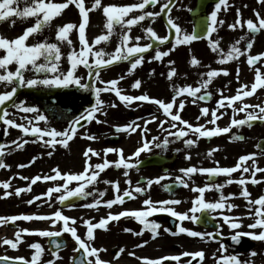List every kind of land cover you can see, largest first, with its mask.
Listing matches in <instances>:
<instances>
[{
  "label": "snow or ice",
  "instance_id": "obj_1",
  "mask_svg": "<svg viewBox=\"0 0 264 264\" xmlns=\"http://www.w3.org/2000/svg\"><path fill=\"white\" fill-rule=\"evenodd\" d=\"M23 3V7L20 5ZM258 4H264V0H257ZM70 5H75L79 10L81 17L80 23L69 22L62 26H56L55 40L46 35V32L52 29L53 21L62 15L63 11ZM159 5L158 11H153ZM175 7L174 0H137L127 5L107 4L104 5L102 0H92L91 6L86 7L85 0H63V2H55V0H0V23L8 22L10 27H14L17 20L28 21L34 19V23L26 27L21 35L15 38H7L0 35V85L4 88H10L0 92V123L5 126V134L8 128L18 129L22 133V137L13 139L10 143H0V169H9L11 166L4 162V157L11 154L13 150H23L28 143H41V146L49 149L47 156H53L57 146L65 149L69 148L70 142L78 135L82 139L88 141H96L98 136L88 132L87 126L95 121L96 124H106V120L100 119L101 116H107V110L104 100L101 98L102 93H114L119 102L124 107H132L134 102H147L156 106V112L151 113L147 119L138 117L125 125H113L117 135L124 133L131 136L139 132L140 141L138 146L130 155H125L123 148L105 147L97 151L88 146L82 153L84 157L83 170L78 173L62 172L59 167L53 168L51 175H36L29 178L20 175L21 180H29L27 187H17L14 192L8 191L11 187V178L8 181L0 182V188L4 189V197L21 196L22 193L30 192L32 185L38 181H52L53 186L49 187L46 192L34 196L29 199V205L36 201H42L49 207L53 203L59 204L60 208L50 214H20L12 216H0V226L11 223L15 226L16 221H46L49 223V229H27L18 228L15 231L14 239L5 238L0 242V246H9L12 250H18L19 245L24 242L25 235H38L39 237L48 238L50 241L49 251L52 259L45 264H56L62 257L60 251L66 247V243L62 237L69 234L74 240L76 247L73 248V255L70 257L71 264H111L110 261L102 259L100 253L106 251L104 248H97L93 242L95 240V230L107 231L110 222H119L122 218H132L143 226V230L136 232L135 235L142 236L145 231L151 233V238L156 239L159 235L161 225L155 220L150 219L154 214L166 213L175 221L180 223L177 225L178 230L172 231L164 228V232L171 235L186 234L191 238H200L201 240H215L218 233L200 232L183 226L184 221H190L198 224L202 221V217L198 213H217L223 223L228 225L232 230L242 227L238 222L239 218H234L224 214L227 209L231 212L233 208L238 207L235 204L228 203L230 199L236 196L235 193L225 195L223 189L227 185L233 183L241 187L239 193L248 205V214L250 216L259 217L255 222L248 225L251 229H262L258 234L254 232L235 231L230 238L235 243H239L241 237L250 236L253 240L264 241V195L252 200L251 194L247 188V184L256 185L261 183V179H257V173H264V168L257 166L256 153L242 155L238 158L237 163L231 167H223L219 165V161H214V167H202L190 165L186 168L179 169L182 175L174 178L170 184H162V181L172 179L167 175H161L155 178H148L143 181H137L135 185L131 179H126L124 183L126 188L121 189L118 180L112 181L104 179L102 182L109 185L113 191V198L104 200V196L108 189L99 191L96 185L101 182V174L110 167L123 170V176L129 177L130 171L139 168L141 164V154L150 153L153 148L161 149L162 152L168 150L170 144L176 141H182L186 149H191L201 138L211 140L222 134H228L232 128H251L254 122L259 121L264 124V105H251L245 103V98L252 97L258 89H264V53L256 55L251 54L256 35L264 32V16L259 11L254 10L255 20L244 19L239 8L236 9V18L233 23L228 24V28L232 31L237 29H246L245 35H242L229 46L227 51L221 47L220 39H213V34L217 33L219 28L225 24V20L221 19L219 14L221 11H227L231 5L229 0H216L213 9L207 15L206 23L200 29L193 28L191 32L184 30L177 18L171 13ZM247 7V5H245ZM102 11L105 17L103 31L91 41L86 36V29L90 23L89 13L93 11ZM192 11V9H188ZM158 18L165 20L167 34L158 35L152 27ZM139 28L141 35L132 36L134 29ZM75 30L78 33L79 48L77 49L74 41L70 38V34ZM42 37V38H41ZM118 40L115 49L111 52L107 51V46L113 38ZM31 39L32 42H29ZM207 39L208 46L213 53L217 54L216 63L224 65L234 60L238 61L241 57H246V62L250 68L255 69L254 82L248 84H240L236 93L232 96L224 95V89H219V99L216 101V107L210 109L202 106L199 109V115L196 117L197 123L193 124L182 117V112L186 108V104L190 102L197 105L198 102L208 101L213 93L209 90L215 78L223 75L228 76L229 72L226 68L213 69L210 65H202V62L192 56L189 63L190 66L205 67L208 70L199 73V79L195 86L185 84L178 86L175 84L174 78L179 76L178 69L174 66V60H167V72L161 73L166 80L170 82L172 95L169 101L151 97L147 92L139 95L125 94L124 89L119 85L126 77L134 74L138 67L145 62L153 61L165 63V58L177 50L179 46H190L194 41ZM141 41H147L141 43ZM167 47V50H162ZM63 48L69 51L65 55ZM151 56H148L149 53ZM68 64L66 70L62 69L61 62L65 60ZM127 62L129 67L126 73L118 78L104 80L102 72L109 70L112 66ZM260 64V67H257ZM14 66V70L10 68ZM86 69L85 75L78 74L79 69ZM26 73H32V76H26ZM155 75L153 69L149 76ZM240 69L237 68L236 79L239 82ZM230 83V82H229ZM71 87L78 88L84 92H90L94 96V103L90 107L85 108L78 116L68 117L67 126L62 130L47 127L49 118L40 108L28 105L25 101L18 100V92L20 89H68ZM142 87V80L136 79L131 88L139 90ZM227 87V85L225 86ZM56 101L53 99L52 104ZM9 106L25 115L21 119L27 123H17L16 120L10 118L13 113L9 111ZM120 105L111 102L107 107L116 108ZM137 107L142 106L137 104ZM223 109V111H222ZM228 109H231V119L228 126L221 127L217 121L228 115ZM239 113H245L242 119L236 118ZM27 114H33L31 118ZM163 117V118H161ZM201 119L204 123H199ZM43 122L45 127L40 126ZM156 123L160 132L166 135L151 136L149 133L151 128L149 125ZM208 125L213 127L209 128ZM85 129V131H81ZM23 137H31L33 139H23ZM192 137H195L194 139ZM172 138V139H170ZM231 141H243L245 137L240 134H234L229 138ZM14 146V147H13ZM261 155H264V142L256 145ZM7 150V151H6ZM218 147L211 148L206 153V158L211 159L214 153L218 151ZM179 151V149H177ZM103 153V155H102ZM109 154H116V160H109ZM97 158L102 162H93V158ZM37 157H32L28 164H20L19 168L30 167L35 163ZM186 160H191L190 152L185 154ZM251 161V164L248 162ZM240 172L238 179L233 178V173ZM245 173L250 174V178L245 177ZM197 174L205 175L207 182L204 186L194 185L193 177ZM225 177L223 183H218L219 177ZM153 185H160L169 193H173L177 187L190 189L191 192L197 194L192 199V206L185 212L176 210L174 206L180 205L183 201L176 198H170L160 201H154L151 198L150 191ZM209 191H215L218 199L209 201L205 194ZM55 194V195H54ZM138 196H145L142 201L143 207L137 210H122L118 213L109 211L105 217H101L98 222L95 219H80L83 221L82 226L86 228V233L82 238L78 234L77 218L65 215L63 208L76 209L84 208L90 210H99L106 207L111 210L113 206L123 205L127 200H135ZM92 197L91 202L87 201ZM253 206H258L254 208ZM216 219V216L212 217ZM57 225L59 227L57 228ZM130 231V229H125ZM148 241H143L136 247H143ZM30 249H34L31 259L24 257H9L7 255L0 256V264H39L45 249L38 242L31 243ZM125 249L120 248L115 259H119V255L124 253ZM222 253L219 257H215L216 264H248V262L240 261L235 255H224L227 251L225 245L221 244ZM82 252V255H81ZM129 256H135L134 252H128ZM250 255L255 256L252 252ZM183 257H190L186 264H202L205 259L203 250L196 252L184 251L177 255L164 256L161 258L136 257L141 264H165V261L176 262L181 264ZM199 258V260H197Z\"/></svg>",
  "mask_w": 264,
  "mask_h": 264
},
{
  "label": "flooded vegetation",
  "instance_id": "obj_2",
  "mask_svg": "<svg viewBox=\"0 0 264 264\" xmlns=\"http://www.w3.org/2000/svg\"><path fill=\"white\" fill-rule=\"evenodd\" d=\"M109 0H107V3ZM163 2V0H161ZM165 2V1H164ZM216 0H174L175 7L172 11L171 15L175 18H177L178 23H180L181 27L191 32L193 28H195V25H198V27H202L203 24L206 23L207 15L211 12L213 9V6L215 4ZM106 3V0H105ZM179 3H181V7L179 8L180 11L177 9L179 7ZM229 4L231 7L227 11H221L219 14L221 19L225 20V24L219 28L217 33L213 34V39H220L221 41V47L227 51L230 45L235 43L237 39H239L240 36L245 35L246 29H237L236 31H232L228 28V24L233 23L236 18V9L239 8L241 10L242 17L244 19L251 18L253 20L256 19L254 15V10L259 11L262 16H264V4H258L257 0H229ZM247 5V7H245ZM24 5L21 3L20 7L22 8ZM192 9V11H189L188 9ZM159 5L156 7V11H158ZM196 12V13H195ZM181 14V17L178 18V15ZM34 21H31V18L28 21H21L17 20L14 27H10L8 22L0 23V35H3L7 38H15L22 34L24 29L28 26H30ZM152 27L156 30L158 35L164 36L167 34V30L165 27V20L163 18H158L157 21L152 24ZM134 29L133 31H135ZM46 35L47 32H46ZM49 36V35H48ZM50 37V36H49ZM42 38V37H41ZM51 38V37H50ZM52 39V38H51ZM75 43H77V40H74ZM29 42H32L31 39ZM147 41H141V43H146ZM118 41L114 37L111 41V43L107 46V51L111 52L115 49ZM79 44V43H78ZM79 47V46H78ZM77 48V47H76ZM67 51H65V55L69 51L68 48H66ZM162 50H167V47H163ZM259 53H264V32H261L260 34L256 35V39L253 45V48L251 49V54L256 55ZM152 53L150 52L148 56H151ZM192 56H195L198 58L202 65H210L213 69H219V68H226L229 72L228 76H219L215 78L213 81V84L210 85V91L213 93L212 97L208 101H201L198 102L197 105H193L190 102L186 104L185 110L182 112V117L189 122L196 124L197 120L196 117L199 115V109L202 106L209 107L210 109L216 107V101L219 99L218 90L224 89V95L226 96H232L236 93L237 88L240 86V84H248L249 86L254 82L255 77V69L250 68L246 62V57H241L238 61L234 60L232 62L226 63L224 65H220L216 63V60L218 59L217 54L213 53L211 49L208 46L207 39H202L198 41H194L190 46H179L176 51L172 52L169 57L165 58V63L162 64L160 62L153 61L152 63L145 62L142 66L138 67L137 70L134 72V74L130 77L137 78V72L142 71V75H144L142 80V85H150L152 82L153 87L155 89V94H151V97L159 98L165 101H169L172 95L170 82L166 80L164 75H161V73L167 72L166 62L167 60H174L175 67L178 69L179 76L177 78H174L175 84L178 86H184L185 84H192L195 86L196 82L198 81L199 73L205 72L208 69L201 66V67H192L190 66V59ZM178 60H181V62H178ZM183 60V61H182ZM65 60H62L61 66L63 70H66L68 68V64H65ZM67 63V62H66ZM116 66H122L120 69H115L114 74H111L109 76L108 80L118 78L120 75L126 73L127 68L129 67L127 62L120 63ZM145 66V67H144ZM144 67V68H143ZM240 69V77L239 82L236 79L237 74V68ZM257 67H260V64H257ZM12 70H14V66H10ZM155 69V75L149 76V73ZM83 67H81L78 71V74H82ZM85 69V73H86ZM109 71V70H108ZM261 71L264 72V67L261 68ZM148 72V75H146ZM115 75V76H114ZM26 76H32V73H26ZM146 76H149L150 82H148L145 78ZM106 80V76H105ZM123 81L120 82V87L124 89L125 94L130 95H139L142 94V92L135 93V91L131 88L132 84L129 85H123ZM230 82V83H229ZM151 84V87H152ZM227 85V87H225ZM72 88V87H71ZM9 90L10 88H4L2 85H0V92ZM58 89L48 90V89H20L17 96L19 101H25L28 105L36 106L40 108L43 113L45 114L42 105L38 103V96L44 95L49 98H53ZM103 100L105 102L106 110H107V116H103L104 120L107 121L106 124H103L104 127H100L101 124H96L95 121L92 122V124L87 126V131L95 134L99 137L96 141H88L86 139H82L79 137V135L70 142L69 148L65 149L63 147L57 146V149L54 154H56V159H59L60 161L64 160V155H71L73 156L68 160L69 165L65 167H59V169L62 172H72V173H78L83 170L84 167V157L82 156L83 151L88 147L91 146L94 149H98L97 151H100L104 149L105 147H118L123 148L125 155H130L135 148L138 146V143L140 141L139 132L132 134L131 136H128L127 134L121 133L117 135L115 133V129L113 125H125L132 120L137 119L138 117H144L147 119L151 113L156 112V106L151 105L147 106L144 105L143 102H134L132 107L126 108L121 104L118 100V98L115 97L114 93H102ZM111 102H116L119 104V107L111 108L107 107ZM245 103L255 105V104H262L264 105V89H258L257 92L252 97L245 98ZM137 104H141L142 106L137 107ZM86 106L82 108V111H84ZM149 107L150 111H145L144 109ZM9 111L13 113V115L10 117L14 120H16L17 123H27V121L21 119L25 114L18 112L16 109H13L9 106ZM223 111V109H222ZM228 115H225L221 120L217 121V124L221 127L228 126L230 123V119L232 116L231 109H228ZM29 118L32 117L33 114H27ZM78 116V115H76ZM245 117V113H239V115L236 117L238 119H242ZM163 118V117H161ZM101 119V117H100ZM49 121L55 125V126H63L62 128H57V130H62L67 126V122L62 123L61 121H57L54 119H50ZM199 123H204V120L201 119ZM43 122H40V126L42 127ZM5 127V126H3ZM94 127L96 130H94ZM151 128V131L153 132V136H161L163 137V134L160 132V130L157 127L156 123H153L149 125ZM209 128L213 127L212 125H208ZM81 131H85V129H82ZM16 132V133H15ZM234 134H240L245 137L243 141H236L233 142L229 138ZM19 137H22V133L18 129L14 128H8V139L11 141L13 139H17ZM150 138V137H149ZM193 139L195 137H192ZM23 139H33L31 137H23ZM172 139V138H170ZM10 141V142H11ZM6 142V143H10ZM264 142V124L260 123L259 121L254 122L253 126L251 128L245 126L242 128H232L231 132L228 134H222L218 137H214L211 140H208L206 138H201L197 145L192 147L191 149H186L182 141H176L175 143H172L169 145L168 150L165 152H162L161 149L153 148L152 152L150 153H142L140 160L143 162L144 160L151 158L152 164L148 166H142L139 165L138 170L133 169L130 171L129 177L123 176V170L122 169H115L114 167H110L107 169L104 173L101 174V182H99L96 185V188L99 191H104L105 189H108L106 192V195L104 196V200L112 199L113 198V191L112 188L109 185L104 184L102 181L105 178H108L107 180L116 181L118 180L120 182L121 189H124L127 187V185L124 183L126 179H131L133 182V185L139 180L141 181V184H143V181L148 178H155L161 175H167L171 177L172 179H168L165 181H162V184H170L173 182L174 178L178 175H182L179 172V169L186 168L190 165H196V166H202V167H214L216 166L214 161H219V165L223 167H231L234 166L237 163V160L240 156L250 154V153H256V160H257V166L264 168V155L260 154V151L256 148V145L259 143ZM97 145V146H96ZM133 146V149L131 152H127V149L129 147ZM14 147V146H13ZM214 147H218V151L214 153L213 158L208 159L206 158V153ZM179 149V151H177ZM7 151V150H6ZM23 151L25 157V164H28L33 153L36 151L39 155L43 152V155H47V151L49 149L44 148L41 146V143H28L23 150H13L11 152L14 154H17L19 152ZM29 151H32V155L29 154ZM186 152H190L192 159L186 160L185 154ZM9 154L10 160L12 155ZM103 154V153H102ZM31 156V157H30ZM78 157V158H77ZM38 158V157H37ZM109 160H116L117 156L116 154H109L108 156ZM78 160H81L80 168L77 169V164L79 163ZM74 162V163H73ZM93 162H98L97 158H93ZM251 164V161L248 162ZM31 167L22 168V175L27 176L29 178L35 177L36 175H51L54 173H51V170L49 171H42L40 174H33ZM2 170V169H0ZM9 171L19 170L18 167L11 166ZM233 178L238 179L240 176V172L233 173ZM246 178H250L249 173L244 174ZM104 177V179H103ZM226 178L221 176L218 178V183H223ZM257 179H261V183L252 185L251 183L247 184V188L251 194L250 198L252 200H255L259 198L260 196L264 195V173H257ZM194 185L196 186H204L207 182V177L205 175L197 174L193 177ZM30 184V179L26 181L25 187H27ZM54 182L52 181H38L35 185H32V190L29 192L30 195H28V192H26V196L23 197V201H28L29 199L33 198L34 196L40 195L47 191V189L51 186H53ZM241 191V187L233 183L231 185H227L223 192L225 195H228L229 193H235L236 196L233 197L228 201V203L235 204L238 207H235L232 209L231 212H228L227 209L224 210V214L230 215L234 218H239V221L242 225L240 229L232 230L228 227V225L223 223V220L220 218L219 212L217 213H198L197 215H200L202 217V221L198 224H193L190 221H184L183 226L200 232H213L218 233L216 236V239L213 240H201L200 238H191L188 237L186 234H179V235H171L170 233L164 232V228H169L172 231H177V225L180 223L179 221H175L174 218L170 217L166 213H158L154 214L150 219L155 220L161 225V228L159 229L160 235L156 239L151 238V233L145 231L142 236L135 235L136 232L142 231L143 226L140 225L136 220L132 218H122L119 222H110L109 228L107 231L104 230H95V240L93 242L94 246L97 248H104L106 251L101 252L100 255L102 259L105 261H110L111 264H141V261L136 259V257H147V258H161L164 256H170V255H177L184 251L189 252H196L203 250L205 253V259L203 260L202 264H216L215 257H219L222 255L218 249H220V245H225L227 251L223 253L224 255H235L240 261L242 262H248V264H264V241H257L253 240L250 236H243L240 239L239 243H235L231 240V236L235 234V231H242V232H254L259 233L262 229H251L248 227V225L255 222V219L259 217L250 216L248 214V205L245 199L239 195ZM55 195V194H54ZM151 198L154 201H160L170 198H176L183 201L180 205L174 206L176 210L180 212L187 211L191 206V201L194 199L195 193L191 192L188 188L183 187H177L173 193H169L164 188H162L160 185H153L151 191H150ZM205 197L209 201H214L218 199V194L215 191H209L206 192ZM145 196H138L135 200H127L123 205H116L113 206L111 210L107 209L106 207H101L98 211L97 210H90V209H84L85 211H80V208L76 209H68L64 207L62 210L65 215H68L70 217L77 218V228H78V234L81 235L83 238L86 233V228L82 226L83 221L80 219L81 216H83L84 219H90L95 218L93 222H98L101 217H105L109 211L113 213H118L122 210H137L141 209L143 207L142 201L145 199ZM92 197H89L87 201H80V203L85 202H91ZM35 203H38L39 206L43 203L42 201H36ZM46 205V204H45ZM56 206L52 207V210ZM61 206L57 204V208H60ZM258 206H253L254 208ZM57 210V209H56ZM55 210V211H56ZM41 214L49 213V211H46L45 209L39 210ZM216 216V219H213L212 217ZM162 219H165V222H161ZM80 221V223H79ZM41 225V229H49L50 225L46 221H40L39 223ZM59 225H57V228ZM125 229H130V231H125ZM128 242H125L127 241ZM143 241H148V243L143 247H136V245L141 244ZM42 244V243H41ZM73 244H70L66 250H70V254L68 256V261L70 257L73 255ZM120 248H124V253H121L119 255V259H115L116 254ZM65 251V250H64ZM63 251V252H64ZM128 252H134L135 256H129ZM255 252L256 255L252 256L250 253ZM49 256L44 253L42 254V264H45L48 260H50ZM188 259H191L190 257H183L181 264H186V261ZM199 260V258H197ZM165 264H176V262H169L165 261ZM193 264H197V261H193Z\"/></svg>",
  "mask_w": 264,
  "mask_h": 264
},
{
  "label": "rangeland",
  "instance_id": "obj_3",
  "mask_svg": "<svg viewBox=\"0 0 264 264\" xmlns=\"http://www.w3.org/2000/svg\"><path fill=\"white\" fill-rule=\"evenodd\" d=\"M164 1L166 2V0H163V2ZM55 2H63V0H55ZM133 2H137V0H109L108 3H107V0H106V3H105V0H102V3L104 5H107V4L127 5V4H131ZM91 3H92V0H85L86 7H90ZM180 7H181V3H179V7L177 8L179 11H180V9H179ZM151 10L156 11V8L151 9ZM89 17H90V23L86 29V36L91 41L97 35L102 33L103 25L105 23V17L103 16L102 11H100V10L93 11V12L89 13ZM179 17H181V14L178 15V18ZM175 18H176V16H175ZM80 20H81V17L79 15V10L75 7V5H70L67 9H65L63 11L61 16L57 17L53 21L52 29L50 31H48L47 34L52 38V41H54L55 40L56 26H58V25L62 26V25L69 23V22H73V23H76L78 25L80 23ZM31 21H34V19ZM131 35L132 36L141 35V31L139 30V28H136L135 31H132ZM70 38L73 41L74 40L78 41V33L75 30H73V32L70 34ZM74 44L78 49L79 44L75 43V41H74ZM62 51L65 52V51H67V49L63 48ZM178 62H181V60H178ZM65 64L67 65L66 61H65ZM120 68H122V66H116V67L110 68L109 71L106 70V71L102 72V78L105 80V76H106V80H108L109 77H112L109 75L115 73V71H113V70L120 69ZM82 71H83L82 74H80L81 76L85 75V69L84 68ZM146 75H148V72ZM136 76L139 79H143V77H144V75H142V71L137 72ZM145 79L148 82H150L149 76H146ZM135 80H136V78L131 77V78L124 79L122 83H123V85H129V84H132ZM150 83L152 84V82H150ZM151 84L150 85H142L140 92H142V93L147 92L150 96H151V94L154 95L155 89L153 87V84L151 87ZM138 92H139V90L135 91V93H138ZM101 98L103 99V95H101ZM144 110L150 111L149 108H145ZM101 119L104 120V117L101 116ZM62 123H64V122H62ZM3 126L4 125L0 123V143L10 142L11 140L7 138L8 137V130H7V134H5V127H3ZM63 126H61V127L55 126L50 121L48 122V125H47V127H51V128H56V127L62 128ZM42 127H45L44 123H43ZM100 127H104V125L101 124ZM94 130H96L95 127H94ZM152 133L153 132L151 131L148 134L149 137L153 136ZM132 149H133V146L129 147L127 149V152H131ZM96 150H98V149H96ZM23 154H24L23 151H21L17 154L12 153L11 154L12 155L11 160L9 157L10 155H6L3 159H4V162L6 164H8L10 166H14V168H15V167H18V165H20V164L26 163V161H25L26 156H24ZM29 154L32 155V151H29ZM72 156H73V154H72ZM72 156L71 155H68V156L64 155V160L60 161L59 159H56V154H53V156L48 157L47 155H43V152L39 155L35 151L33 153L32 157H38V158L36 159L35 163L31 165L32 166L31 167L32 172H30V173L33 174V172H34V174H40V172L45 171V170L49 171V169L52 170L56 166L60 167L59 164H61V167H65V166L69 165L68 160ZM32 157H31V159H32ZM78 161H79V163L77 164V169L80 168V163H81V160H78ZM98 162H102V161L98 160ZM51 173H52V171H51ZM20 175H22L21 168H19V170H14V171H9L8 169H2V170H0V182L8 181L11 178V187L8 189V191L14 192L15 188H17V187H25L26 180H21L19 178ZM103 179H104V177H103ZM105 179H108V178H105ZM4 191H5L4 189L0 188V216H12V215L25 214L24 212H26L28 210V208H31V211H29V214H41L39 211L40 209H45L46 211H49V213H46V214H50L57 209V203H53L52 207L56 206L53 210H52V207H49L47 204L45 205L44 203H42L40 206L35 208L37 206V204L29 205L27 203V201H23V197L26 196V192L22 193L21 196H19V197H17L14 194L12 196H9V197H4V195H3ZM28 195H30L29 192H28ZM80 211H85V210L80 208ZM81 217H83V216H81ZM79 223H80V221H79ZM11 225L12 224L9 223V224L0 226V242H2V240L5 238L14 239V234H15L17 227L18 228H27V229H32V230H35V229L44 230V229H41V225L39 224V221H37V220L15 222V225H16L15 230L10 229ZM24 239H25L24 242L19 245L18 250H12L9 248V250L3 252V251H1V246H0V254L2 253L1 256L7 255L9 257H24V258L30 260V252L28 249L29 245H27L26 243L30 242L33 239H26L25 237H24ZM125 242H128V240ZM69 254H70V250H68V249L62 253H59V255L62 257V259L57 261L56 264H69L68 259H67Z\"/></svg>",
  "mask_w": 264,
  "mask_h": 264
},
{
  "label": "water",
  "instance_id": "obj_4",
  "mask_svg": "<svg viewBox=\"0 0 264 264\" xmlns=\"http://www.w3.org/2000/svg\"><path fill=\"white\" fill-rule=\"evenodd\" d=\"M54 100L56 101L55 105L52 104V100H48L45 97L40 98V101L46 107L50 115L62 120H67L68 117H73L81 111L83 103H86L89 100V97L76 91L62 90ZM150 164H152V162L149 159L143 162L142 166H148ZM62 239L65 241L69 240L66 236H63ZM47 246L50 247L49 240H47Z\"/></svg>",
  "mask_w": 264,
  "mask_h": 264
}]
</instances>
